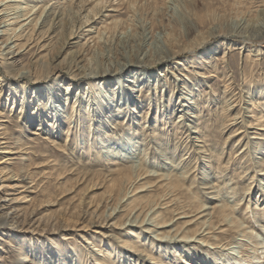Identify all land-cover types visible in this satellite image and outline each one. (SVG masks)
<instances>
[{"label": "rangeland", "instance_id": "obj_1", "mask_svg": "<svg viewBox=\"0 0 264 264\" xmlns=\"http://www.w3.org/2000/svg\"><path fill=\"white\" fill-rule=\"evenodd\" d=\"M21 1H24L20 3L22 6H25V3H28L30 6L34 4V0ZM38 1L40 2L42 0ZM46 1L48 0H43L41 3H38V6ZM53 1L55 0H49L46 5L48 6ZM57 1L62 2L65 0ZM117 1L115 5L118 10L110 13L111 18L120 19L125 22H130V20H132V22L138 26L147 22L150 26L149 30L153 35V38L150 39L151 48H164V36L168 34L173 42H175L174 44H176L177 50L180 52L176 59L159 64V66L150 70H153L155 74L160 70V72L167 74L164 70L168 69L173 71V74H178V78H184L182 74L185 75L186 78H184L185 83H182V80H176L174 77L175 75H170L169 73L167 76H163L161 80L163 84H161L160 89L154 91V88H152L153 85L151 84L152 77H149L151 88L148 90V93H146V90L150 85L143 88L145 92L142 90V93H135L137 96L141 95L139 98H141L143 102L146 101L147 103V101L151 100V108L149 111H147L148 109L144 106L142 109H137L134 113L131 112V120L129 119L128 122L127 115H125V117L123 113L115 117L117 123H113L112 125L114 127L108 129L109 136H107V140L104 142L102 149L104 150L107 144V146L109 145L113 150L119 149V151H121L123 148H135V152L129 154V156L132 157H129L131 158L129 159L131 162L122 163L118 161L120 159H116L115 162L117 164H115L113 168H116L115 170H121L122 168L121 172H125V168H129L132 165H139L138 167L142 168L143 166L141 164H146V166L148 165V167L151 168L149 162L152 161V158L153 160L159 161L161 164L162 161L166 163L164 164L165 168L158 166V171L156 170L154 173H164L173 176L178 175L180 171L182 172L183 170L180 157L183 155H194V157L198 159L199 157L191 152L198 149L197 145L203 142L205 136H201L198 141H192L190 138L185 141V137L192 136V134L188 135V131L183 134H177L176 132L179 114L178 109L180 108V104H177L179 98L176 97L177 90L179 89L177 86L185 84L189 89L195 86V92L199 93L200 100L196 108L191 110L194 111L193 113L196 117L193 118L191 116L192 119L189 115L184 121L188 124H194L193 121H190L194 120L197 127L211 128L204 134H208L207 136L211 138L210 145L206 146L204 151L208 153L210 150L209 155H212L210 157L211 161L214 160L213 167L215 172L213 173V180L217 183L216 186L219 187V194L222 195L224 202L228 204V206L233 202H237L233 214L231 215L235 219L239 218L243 221V226L247 231L252 233L251 235L254 236V233L257 232L259 238H262L263 235H261V233L264 234V224H262L263 227L252 226V223L256 225L259 222L258 220L261 219L262 214H264V210H261L262 212L256 211L257 206L253 209L254 198L257 194L259 195L261 187L258 174L255 173L254 179L256 178V180L253 183L250 182V177L254 171L263 164L264 149L262 153L259 152L256 154L260 158H255L254 160L250 159L254 152H246L248 149L242 154L238 152L237 156L235 154L239 148L244 147L247 140L255 142L256 149H260L264 146V39L257 40L252 38L248 39L246 37L264 26V0ZM45 9L46 8H44V10ZM59 10L60 7H57L55 13ZM39 21L40 19H38L36 26H38ZM49 25L50 24L46 27ZM96 26L97 28L100 27L101 22ZM129 30L130 29H128V31ZM260 38L262 37H259V39ZM29 47L31 48H27L20 58L22 64L29 63L39 52L36 46L30 45ZM75 48H71L70 50ZM93 49L95 50L94 55L92 54ZM44 52L45 51L39 52L38 55ZM96 52L97 50L92 47L91 50L88 49V56L93 55L92 58L94 60V57L97 56L96 60L101 61V57L107 55L108 50L105 48L101 55H96ZM225 52H228L227 56H223ZM55 53L56 48L51 49L50 53L46 54V57L44 56V62L48 64L50 58ZM173 63H176L177 68L173 66ZM45 67L48 69V65ZM45 67L41 68L46 70ZM28 69L31 73H29L30 76L23 75L20 76V78H10V83L18 86V90L26 84L39 89L38 92L45 97V87L47 86H52L50 91H59L58 87L61 85L60 81H54L57 77L53 75L52 77H55L54 79L50 77L43 79L41 78L44 72L42 71L43 69H34L31 66ZM34 70H37L35 76H33ZM127 74L128 73H123L122 81H125L126 78L132 79L128 77ZM142 75L143 74H141V76ZM145 76L147 77L148 75ZM35 78H37V80H35ZM98 80L99 79L92 80L91 83L83 78L75 81L79 84L75 86L77 88L74 93L82 95L83 90L87 93L91 90L97 92V90H99V84L106 86L107 82H102V80H100L99 84H97ZM70 81L71 80H67L63 82L64 86ZM88 85L94 86V89L87 88ZM9 92L10 91L6 90L0 93V104L2 103V105H0V110L5 112L4 116L0 117V120H2L0 122L5 126L6 134L11 136V141L18 135H21L29 142L27 145V152L11 154L13 164H9V166L15 170L21 168L25 173H30L33 180L31 182V179H27L25 183H17V186H15L12 191L9 190V192L19 196L21 200L17 202V205L22 208L23 211L33 209L34 212L30 216L27 215L26 221L22 224V227L9 230L11 236L0 234V264H25L24 260L18 257L20 251L23 252L22 249L24 250L27 247H29L30 250H32V248L34 250L37 244L51 251H63L64 248L70 251L71 248H74V250L84 249V251L87 252L85 246L86 248L88 247L87 239L89 237L93 238L90 240L94 242L100 240L108 241L110 246L108 245L104 249V260L107 259L105 253H108L110 249H114L113 246L122 249L125 255L130 256L129 245L137 244L138 240V243H140L142 240L139 235L148 234H144V231L137 227L132 228L133 230H130L132 232H128L126 228L129 226H126V223L132 214L129 217L128 215L134 206H138L142 208L143 211H147L152 203L155 201L157 203L160 202L159 199H162V195L166 192L165 187L162 185L164 182H157L158 178L154 176L146 177L142 180H139V177L137 179L130 178L127 181L128 184L134 185L135 187L147 184L153 185L146 191L131 197L129 195L133 193H131L132 187L127 191L128 197L123 196L125 190L122 192L117 189V184H115L112 190H109V177L105 175L107 174L105 172L107 162L104 163L98 159H91L94 162L92 163L84 156L79 157L77 155V149L69 145L70 135L72 134H74L73 138H76L77 143L78 140L80 143L83 141H81L82 137L87 141L89 139V142H98L100 140V131H103V125L106 126V129L108 126L103 116L98 118L95 117L89 121L86 118V113L82 110L79 114L77 112V115H73L72 119L69 121L71 126L74 125L69 137L66 138L67 135L64 133L55 135L54 137L58 138L59 143L51 145L52 142L44 141L41 139V136L32 134V130L36 129L37 125L34 122L29 123L26 118L18 113V102H15L13 107H10L12 105L9 104L8 107L12 109L11 111H8L7 108L5 109L4 103L7 102L8 104L14 101V99H11L13 94H9ZM74 93H72V95L70 94L69 97H72ZM19 96V92H16L14 97ZM204 98H206L207 101ZM82 99L83 101L85 100L84 96H82ZM232 99H235L234 102L230 104V109L226 110L227 103ZM89 100H93V97L90 96ZM72 101L65 106L64 109L66 111H68L67 109H69L68 107L71 105ZM84 102H86V100ZM156 102L158 106L163 103L164 110L175 105V109L167 122L168 128L170 129L171 127L168 141L170 147L176 145L179 149H177V151L175 150L173 155L174 158L171 162H168L170 153L166 150L162 151L159 146L155 144V141H158L157 138L161 137L157 134V132H159L158 129L151 131L149 128L154 121V116H156L157 113L160 115V108L163 106H159L158 110H156ZM58 103L59 108L61 106L64 107V104L60 101ZM112 107L111 105L108 106L109 112H111ZM122 108H125V106H122ZM127 108L129 107L126 106V109ZM111 113H114V111ZM127 113L129 114V112ZM236 116H238V119L234 123H239L233 125L229 124L231 118ZM135 121H137V124L133 123ZM247 125H251L252 127L248 128ZM160 126L164 127L162 123ZM261 128H263V130ZM45 129L54 131L55 127L49 125L45 126ZM112 129H114V131H112ZM238 130H242V134H244L243 137H241V141L239 143L234 141L228 149V145L233 138L229 140L227 136L233 135ZM178 135L179 137L182 135V138L180 139L177 137ZM127 136L132 138L131 141L124 139V137ZM36 137L38 138L32 139ZM238 137H236V139ZM226 138L228 140H226ZM223 142L225 143L224 147H222ZM252 148L253 147H251V151ZM16 149L17 148L12 150ZM256 149L253 148V150ZM51 152L52 154L50 156ZM194 157H191L190 163L193 164V167L196 169L193 172V174L197 173L196 182L194 184L198 188L201 182L200 176L202 171L200 164L202 163V159L196 160ZM87 162V168L81 167L82 164ZM170 164L178 165L174 168L169 167ZM246 168L248 169L246 170ZM83 170L87 171L89 174H83L81 179ZM116 173L117 172L114 173L115 177H117ZM84 178L86 179L83 180ZM192 181L194 180L191 178L185 179L183 182V187L185 188L176 189L173 193L174 196L166 200L168 201L167 204L165 203L157 208V216L161 218L160 221L166 223L173 222L171 227L165 226L162 228L164 229L163 233L167 235L165 238L170 237L177 231H181V229H184L182 232L192 234L191 237H197L198 232L194 233L193 230H199L200 232L203 229V227H200L201 221H203L204 218L195 219L198 216L196 215L198 206L195 201H201L203 204H208V202L211 201H209L208 193L203 194V192L207 190L205 191V189L201 188L197 190L194 189L195 191L193 192H198L201 196L203 195V197L200 195L192 196L193 198L190 197L189 192H191L192 189L189 191L185 189H187V185H191ZM123 182H120L121 186L127 184ZM248 187H250V190ZM123 197L124 199L120 201ZM259 202H261V200ZM248 203L249 207L246 208ZM96 205H98V211L94 215L91 213V209ZM106 205H108V207L111 206V208L116 207L119 211H117L116 214L115 211L113 212L115 215L110 221L103 222V211ZM165 205L168 206L166 207ZM174 209L188 212V215L191 217L177 220V215H175L177 211H174ZM84 210L86 212L85 214L83 213ZM244 212L246 213L245 215H243ZM241 215H243V218ZM62 217L67 218V220H62ZM189 219H195L196 221L187 225L185 228L184 221ZM93 221L97 224H93ZM261 223H264L263 220H261L259 224ZM61 224L67 227L64 230L55 228V226ZM50 228H52V230ZM172 231L174 233H172ZM82 234L87 237L85 240L82 238ZM236 235L237 234H235V236ZM63 236L65 239H63ZM7 240H11L13 246H8ZM54 240L56 241L54 242ZM70 241L71 244L68 243ZM209 242L215 243V245L218 244L216 241L212 240V238H209ZM152 245L153 244L147 243L141 248H143L148 255L154 254L157 257V252L151 249ZM218 248L221 249L220 247ZM87 253L91 254V252ZM148 255H140L138 261L148 264L150 262ZM141 256L143 258H141ZM258 256L260 257L254 255L251 258H247V256L237 257V261L243 264H264V252L260 253L259 251ZM196 264L198 263L196 262Z\"/></svg>", "mask_w": 264, "mask_h": 264}, {"label": "bare ground", "instance_id": "obj_2", "mask_svg": "<svg viewBox=\"0 0 264 264\" xmlns=\"http://www.w3.org/2000/svg\"><path fill=\"white\" fill-rule=\"evenodd\" d=\"M42 1L39 2L38 0H34L33 5L30 6L28 3H25V6H22L20 3L24 1L21 0H0V93L8 90L10 91L9 94H13L11 99H14V101L8 104L7 102L4 103L5 109L7 108L8 111H11L12 109L8 107L9 104L12 105L10 107H13V104L18 102V113L26 118L29 123L34 122L37 125L36 129L32 130V134L41 136V139L44 141L52 142L51 145L59 143L58 138L54 137L55 135L64 133L67 135L66 138L69 137V134L72 132V127L74 126H71L69 121L72 119L73 115H77V112L79 114L82 110L86 113V118L89 121L95 117L98 118L103 116L108 126L106 129V126L103 125V131H100V140L98 142H89V139L87 141L82 137L81 141H83L80 143L78 140L77 143L76 138H73L74 134L70 135L69 145L77 149V155L79 157L84 156L92 163L94 162L91 159H98L104 163L107 162L105 168L107 174L105 175L109 177V190H112L115 184H117L118 190L122 192L125 190L123 196L128 197L127 191L131 187L132 191H130L133 193L129 195L130 197L140 194L153 186L152 184H147L138 187L133 185V187L131 184H128L127 181L130 178L137 179L138 177L139 180L151 176L157 177V182H164L162 185L165 187L166 192L162 195V199H159L160 202L157 203L155 201L152 203L147 211H143L142 208L138 206L132 207L128 217L132 215L126 223V226L129 227L126 228V230L132 232L130 230L137 227L141 228L144 234L148 235L141 236L138 234L142 241L138 243V240L137 244L133 245L128 244L130 247V256L125 255L122 249L113 246L114 249H110L108 253H105L107 259L104 260L103 252L105 247L109 245L108 241L100 240L94 242L90 240L93 238L89 237L87 239L88 247L86 248L85 246V250L91 252V254L84 251V249L74 250V248H71L70 251L65 248L63 251H51L37 244L34 250L33 248L30 250L29 247L24 250L22 249L23 252L20 251L18 257H21L25 264H91L92 262V264H145L138 260L140 255H148L145 250L141 248L147 243L153 244L151 249L157 252V257L154 254L148 255L150 260L148 264H196V262L198 264H243L237 261V257L247 256V258H251L253 255L260 257L258 256L259 251L260 253L264 252V234L261 233V235H263L262 238H259L257 232L254 233V236L251 235L252 233L247 231L243 226V221L239 218L235 219L231 215L233 214L237 202H233L228 206V204L224 202L222 195L219 194V187L216 186L217 183L213 180V173L215 172L213 167L214 160L211 161L210 157L212 155H209L210 150L208 153L204 151L205 147L209 146L211 141V138L207 136L208 134H204L211 128L197 127L194 120H190L193 121L194 124H188L184 121L189 115L190 118L196 117L193 113L194 111L191 110L196 108L200 100L199 93L195 92V86L191 89L185 84L177 86L179 89L177 90L176 97L179 98L177 104H180V108L178 109L179 114L176 132L177 134H183L188 131V135L192 134V136L190 135L191 137H185V141H187L188 138L192 141H198L201 136H205L203 142L197 145L198 149L191 152L196 154L199 157L198 159H202V163L200 164L202 171L200 176L201 182L198 188L205 189V191L207 190L203 192V194L208 193L209 201H211L208 202V204L195 201L198 206V211L196 212L198 216L195 219L204 218V220L201 221L200 227H203L202 231L193 230L194 233L198 232L197 237H191L192 234L182 232L184 229H181V231H177L170 237L165 238L167 235L163 233L164 229L162 228L165 226L171 227L173 222L166 223L160 221L161 218L157 216V208L165 203L167 204L168 201L166 200L174 196L173 193L176 189H182L183 182L187 178L194 180L191 182V185H187V189H185L188 191L192 189V191L189 192L190 197L193 198L192 196L200 195L198 192H193L198 189L194 184L196 182L197 173L193 174V172L196 169L193 167V164L190 163L191 157H194V155H183L180 157L183 169L182 172L180 171L178 175L170 176V174L154 173L156 170L158 171V166L165 168L164 164L166 163L162 161L161 164L159 161L153 160L152 158V161L149 162L151 168H149L148 165L146 166V164H141L143 166L142 168L138 167L139 165H132L129 168H125V172H121L122 168L121 170H115L116 168H113V166L117 164L115 160L120 159L121 161H118L122 163L131 162L129 159L132 157L129 156V154L134 153L135 148H123L119 151V149H111L109 145L107 146L106 144V148L104 150L102 149L104 142L107 140V136H109L108 129L114 127L112 125L113 123H117L115 117L123 113L124 116L127 115L128 122L129 119L131 120V112L134 113L137 109H142L144 106H146L148 109L147 111H149L151 108V100L147 101V103L146 101L143 102V100L139 98L141 95L137 96L135 93L141 92L144 87L149 86L151 77L152 88H154V91H157V89H160L161 84H163L161 83L163 76L174 73L171 70L165 69L164 71L167 72V74L160 72L161 70L155 74V72L150 69H154L159 66V64L176 59L180 52L177 50L176 44H174L175 42H173L168 34H165L164 48H151L150 39L153 38V35L149 30V23L146 22L138 26L133 23L132 20H130V22H125L110 17L111 12L118 10L115 5L117 4V0H65L62 2L55 0L47 6L48 0L38 6V3ZM132 1L130 0V2ZM57 7H60V10L55 13ZM44 8L46 9L44 10ZM38 19H40V21L38 26H36ZM99 22H101V26L97 28L96 25ZM48 24L50 25L46 27ZM128 29L130 30L128 31ZM246 37L248 39H264V26ZM259 37L262 38L259 39ZM30 45L36 46L39 52H45L40 55H38V52L29 63L22 64L20 58L27 48H31L29 47ZM90 47H94L97 50L96 55H101L105 48H107L108 53L102 57L100 56L102 58L101 61H97V56L94 57L95 60L92 58L95 52L94 49L93 52L90 51L93 55L88 56V49L91 50ZM53 48H56V53L50 58V62L46 64L43 58H45L47 56L46 54L50 53ZM71 48L75 49L70 50ZM227 55L228 52H225L223 56ZM176 63H173V66H176L175 68H177ZM46 65H48V69L45 67ZM30 66L34 69L39 68V70L45 67L46 70L43 69L42 71L44 72L41 75L43 79L47 77L54 79L57 77L54 81H60L61 85L58 87L60 92L55 90L50 91L52 86H47L45 87V97L38 92L39 89L37 88L25 84L18 90V86L10 83V78H20V76L23 75L30 76L31 73L28 69ZM35 72H37V70L33 71V76L36 75ZM123 73H128V77L132 79L126 78V82L122 81ZM141 74L143 75L141 76ZM144 74L148 76L146 77ZM53 75L55 77H52ZM177 75L178 74L174 77L176 80H179L180 78H178ZM182 76L186 78L185 75L182 74ZM82 78L90 83L95 79H99L97 84H99L100 80H102V82L107 81L108 83L106 82V86L99 84L100 86H98L99 90H97V92L91 90L87 93L83 90L82 95H79V93L75 94L74 92L77 88L75 86L79 84L75 81ZM184 78L180 79L182 83H185ZM35 80H37V78H35ZM67 80L71 81L64 86L63 82ZM91 85H88L87 88L94 89V86ZM150 88L151 85L147 87L146 93H148ZM16 92H19V97H14ZM143 92L145 91L143 90ZM72 93H74L72 96L73 98L69 97ZM82 96H84L86 102H84L85 100L83 101ZM90 96L93 97V100H89ZM204 99L207 101L206 98ZM234 100L235 99H232L227 103L226 110L230 109V104L234 102ZM57 101L64 104V107L61 106L59 108V103ZM70 101H72V103L69 105L68 111H66L64 108ZM0 105H2V103ZM109 105L113 106L111 112L114 111V113L109 112ZM162 105L160 104L159 106L161 107ZM122 106H125V108H122ZM126 106L129 108L126 109ZM159 106L157 104L155 109L158 110ZM171 107L164 110L163 105L160 108V115L157 113L156 116H154V121L149 127L151 131L158 129L159 132H157V134L161 137L157 138L158 141H155V144H157L162 151L166 150L170 153L168 162L172 161L175 150L177 151V149H179L176 145L170 147L168 141L171 127L170 129L168 128L167 122L175 109V105ZM127 112H129V114ZM4 114L5 112L0 110V117L4 116ZM237 119L238 116L232 117L229 124H238L239 122L234 123ZM136 122L137 121L133 123L137 124ZM161 123L164 127L160 126ZM49 125L55 127V130L45 129V126ZM247 127L251 128L252 126L247 125ZM261 129L263 130V128ZM112 131H114V129H112ZM242 132V130H238L233 135L227 136L229 140L233 138L228 145V149L234 141H236V143L241 141V137L244 135ZM177 137H179V135ZM236 137L238 138L236 139ZM37 138L38 137L32 139ZM179 138L181 139L182 135ZM227 138L226 140H228ZM10 139L11 136L6 134L5 126L0 122V234L11 236L9 230L22 227V224L26 221L27 215H32L34 211L33 209L23 211L22 208L17 205V202L21 200L19 196L9 192V190L12 191L13 188L17 186V183H25L27 179H31V182L33 181L30 173H25L21 168L15 170L9 166V164H13L11 154L27 152V145L29 142L21 135L15 137L13 141ZM124 139L131 141L132 138L127 136L124 137ZM224 144L223 142L222 147H224ZM255 145V142L247 140L244 147L239 148L235 155L237 156L238 152L242 154L248 149L246 152H254L250 159L254 160L255 158H260L256 154L259 152L262 153L264 146L260 149H256ZM251 147L256 150L252 148L251 151ZM15 148L17 149L12 150ZM51 154L52 152L50 156ZM194 159H196V157H194ZM87 164L88 162L82 164L81 167L87 168ZM177 165L178 164H170L169 167L175 168ZM260 166L261 167L257 168L250 177V182L253 183L256 180V178L254 179L255 173L258 174L261 187L259 195H256L253 202V209L257 206L256 211L264 210V162ZM247 169L248 168H246V170ZM84 170L81 179L83 174H89ZM115 172H117V177L114 175ZM85 179L86 178L83 180ZM120 182L127 184L121 186ZM248 188L250 190V187ZM201 197H203V195ZM122 199H124V197L121 198L120 201H122ZM260 200L261 202H259ZM165 206L167 207L168 205ZM248 207L249 203L246 205V208ZM91 210V213L95 215L98 211V205L94 206ZM114 211L116 214L119 209L116 207L111 208V206L108 207V205H106L103 211V222L110 221L115 215L113 214ZM174 211H177V209H174ZM83 213H86L85 210ZM245 214L244 212L243 215ZM175 215H177V220L191 217L188 215V212L183 210H178ZM243 215H241L242 218ZM63 219L67 220V218L62 217V220ZM195 219L184 221L185 228L187 225L194 223L196 221ZM261 220L264 222V214H262L261 219L258 220V225H253L252 223V226L263 227L262 224L264 223L259 224ZM93 224L97 223L93 221ZM66 227L67 226L64 224L55 226V228H61L63 230ZM50 229L52 230V228ZM172 233L174 232L172 231ZM235 234L237 235L235 236ZM82 238L85 240L87 237L82 234ZM209 238L216 241V243H218L216 244L217 246L215 243L209 242ZM63 239H65L64 236ZM55 241L56 240H54V242ZM68 243L71 244V241ZM7 244L8 246H13L11 240H7ZM141 258L143 257L141 256Z\"/></svg>", "mask_w": 264, "mask_h": 264}]
</instances>
